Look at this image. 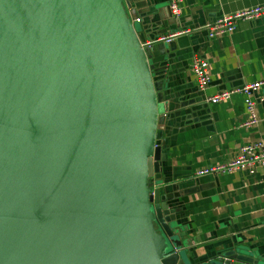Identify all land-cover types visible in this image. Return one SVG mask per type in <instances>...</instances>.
<instances>
[{"label": "water", "instance_id": "water-1", "mask_svg": "<svg viewBox=\"0 0 264 264\" xmlns=\"http://www.w3.org/2000/svg\"><path fill=\"white\" fill-rule=\"evenodd\" d=\"M138 14L0 0V264H260L242 249L194 260L175 238Z\"/></svg>", "mask_w": 264, "mask_h": 264}, {"label": "crops", "instance_id": "crops-1", "mask_svg": "<svg viewBox=\"0 0 264 264\" xmlns=\"http://www.w3.org/2000/svg\"><path fill=\"white\" fill-rule=\"evenodd\" d=\"M124 3L129 12L139 11L140 39L159 66L158 92L166 104L160 189L176 218L175 238L194 260L242 249L264 264L263 170L197 175L233 158L242 145L264 143V84L254 95L258 122L253 127L243 126L249 119L243 96L208 101L221 90L264 80V15L239 20L233 32L213 38L205 29L264 0H183L180 18L172 16L169 0ZM172 34H177L172 42L158 41ZM195 58L209 62L211 82L205 90L193 72Z\"/></svg>", "mask_w": 264, "mask_h": 264}, {"label": "built area", "instance_id": "built-area-1", "mask_svg": "<svg viewBox=\"0 0 264 264\" xmlns=\"http://www.w3.org/2000/svg\"><path fill=\"white\" fill-rule=\"evenodd\" d=\"M182 1L183 0H169V9L174 18H180L182 14ZM262 15H264V4L223 16L207 25L205 29L208 32V36L213 38L224 33L233 32L236 29L239 20H251ZM136 21L140 22L141 19L137 18ZM177 34L161 36L158 38V41L172 42ZM145 44L148 47L150 46L147 43ZM192 67L200 90H205L211 82L209 62L205 58H195ZM263 84L264 80L248 83L243 86L233 87L230 89H224L208 98V101L210 103H219L229 100L235 95L243 96L245 107L249 115V119L244 121L243 126L246 128L253 127L258 122L254 95L260 90ZM256 167H259L263 170L264 176V143L261 142H251L242 145L237 155H235L233 158L229 159L225 163L214 165L212 167H206L198 171L197 175L202 176L212 172L225 173L244 168L254 170ZM152 193H154V191H152Z\"/></svg>", "mask_w": 264, "mask_h": 264}]
</instances>
